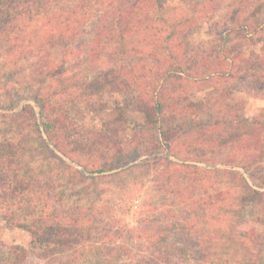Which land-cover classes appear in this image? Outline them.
<instances>
[{
  "label": "trees",
  "instance_id": "trees-1",
  "mask_svg": "<svg viewBox=\"0 0 264 264\" xmlns=\"http://www.w3.org/2000/svg\"><path fill=\"white\" fill-rule=\"evenodd\" d=\"M106 1L95 0L99 2L101 12L91 24L93 45L90 47L96 51L107 49L108 67L100 68L91 75L67 76L65 73L70 66L63 59L56 62L52 80L49 79L42 90L37 88L30 95H24L14 86L6 87L1 108L14 110L22 101L32 99L39 110L27 103L19 111L0 114L10 120L12 130L11 136L0 137V223L3 220L13 224L12 216L1 210V202H7L6 197L10 193L18 194L23 190L22 185H17L15 174L18 172L17 162L25 156L40 154L48 163L55 159V164L66 174V180L70 183L88 182L87 185L93 187L92 191H96V181L108 175L87 176L64 157L82 165L88 173L114 171L110 176L117 178L121 186L127 183L125 175L132 176L135 168L149 172L160 166L168 171V179L176 177L178 186L172 191L177 196L182 195L178 206H191L198 217L205 214L206 218L221 223L201 228L197 248L192 249L193 246L187 245L186 241H194L189 233L194 234L195 228L200 225L191 222L184 210L176 207L177 203H172L173 207L161 213L156 220L146 217L140 227H130L123 223L121 225L116 214L114 221L106 219V210L97 205L103 191L97 190L95 195H91L89 186L85 185L75 188L77 195L89 196L84 209L65 214L45 211L48 213L46 217L41 213L40 217L23 223L31 236L32 248L42 253L75 242V255L63 260L62 264H181L180 260L188 259L194 251L207 264H264V247L260 246L263 241L256 230L250 229L251 237L248 239L242 237L238 229L248 218L264 224V216L257 211L263 212L264 191L256 188L264 187V183L252 177L251 184L240 171L216 168V174L228 175L232 179V191L219 189L212 197L202 195L194 199L185 196L180 186L185 181L192 185L201 183L203 177L198 163L207 162L208 155L219 154L235 146L244 150L264 151V110L253 120L248 119L244 114V96L239 92H264V75L260 74L257 81L246 82L242 89H239L242 84H236L238 80L235 79L241 62L247 63L246 70L256 68L255 62L261 54L256 58L244 59L238 50L228 49L231 47L226 45L227 36L222 33L209 52H197L194 57H187L179 49L187 44L189 34L196 31L197 17L187 13H166L167 0ZM59 2L0 0V38L13 45L10 53L12 67L20 65L27 57V45L35 43L38 30L32 29L33 23L40 19L52 21L53 10ZM243 25L248 27V24H238L236 27ZM231 31L235 32L236 29L231 28ZM77 40L73 32L65 35L62 42L69 48ZM262 51L264 54V48ZM186 64L189 67H184ZM17 69L13 67L8 74L10 78L17 73ZM186 69L192 71L193 79L182 77ZM173 77L182 80L171 86ZM214 78L229 82L216 93H208L197 99L186 97L191 83L201 84ZM45 81L47 77L43 79ZM70 90H75L76 95L72 101H66L65 96L72 93ZM132 92L136 106L146 116L138 133L126 132L124 112L128 103L124 102L114 106L111 114L104 116L100 129L87 131L85 139L75 137L73 127H85L83 120L79 121L81 113H76L74 109L93 104L106 94ZM38 115L42 118V124L38 122ZM113 115L114 119L111 117ZM176 120L179 124L175 123ZM154 129L160 135V149L179 161L159 155L126 167L128 163L149 154L135 141L144 138L143 131L152 132ZM87 145H103L112 154L105 159L91 155L88 163L83 162L79 155L83 152V146ZM183 146H187L188 150L193 149V155H187ZM260 156L262 153L257 155L256 162ZM188 158L194 163H188ZM220 162L232 164L228 160ZM240 166L245 169L249 167L247 164ZM175 172H180V176H176ZM40 198H44L43 194ZM11 206L5 204L7 209ZM135 228H138L139 239L134 238L132 231ZM172 235L176 236L174 240ZM236 258L239 259L233 262ZM0 264H26L25 249L15 246L11 250H0Z\"/></svg>",
  "mask_w": 264,
  "mask_h": 264
},
{
  "label": "rangeland",
  "instance_id": "rangeland-1",
  "mask_svg": "<svg viewBox=\"0 0 264 264\" xmlns=\"http://www.w3.org/2000/svg\"><path fill=\"white\" fill-rule=\"evenodd\" d=\"M99 6V2L96 3L95 0H60L59 5L53 10L52 21L40 19L31 26L32 29L36 28L38 30L36 39L34 38L35 43L27 45V57L23 58L20 65H13L14 68L18 69L12 78L8 74L13 71L12 59L10 58L13 45L8 40L0 38V103L4 101L6 87L14 86L19 93L24 95H30L37 88L44 89L49 81L52 80L51 75L55 72L54 65L57 61L66 60V64L70 66L68 72L65 73L67 76L74 74L79 77L91 75L100 68L108 67L110 62L107 56V49L96 51V49L92 50L90 47L93 45L91 24L101 12L99 11ZM102 7L104 6L102 5ZM165 10L166 13H187L198 18L196 31L189 34L186 39L187 44L183 46V49H179L187 57H194L197 52H209L212 44L215 41H219L221 34L225 33L227 36L226 45L231 47L228 49L238 50V53L244 59L256 58V55L261 54V57L255 62L257 64L256 68L246 70V62L239 64L235 78L238 80L236 84H242L239 89H242L246 82L257 81L261 75H264V54L262 51L264 48V0H167ZM238 24H248V27L243 25L244 27L238 28L236 27ZM229 28H235L236 31L229 32ZM255 28L256 30H254ZM246 29L247 34H245ZM73 32H75V37L78 40L71 44L69 48H66L62 40H64L65 35ZM184 67L189 66L186 64ZM191 72L190 69H186V72L181 75L183 78L193 79ZM45 77H47V82H43ZM171 79V86L177 85L182 80V78L178 80L176 77ZM227 82L229 81L225 79L214 78L201 84L191 83L192 86L186 92V97L197 99L208 93H216V90L225 87ZM70 92L72 93L65 96L66 101H72L76 95L75 90H70ZM239 92L244 96L242 97L245 104L244 114L248 119L253 120L264 110V92L259 90L250 93ZM124 102L128 103L124 112V123L127 125L126 132L131 134L138 133L146 116L136 106V98L133 92L130 94L113 93L104 95L93 104H84L74 109L76 113H81L79 121L83 120L82 125L85 127L82 129L81 126H74L75 137L85 139L88 135H85L87 131L95 132V130L100 129L103 125L104 116L108 113L111 114L114 106H119ZM27 103L33 104L39 110L38 105L32 99H26L14 110L8 111L0 107V114H11L19 111ZM56 108L57 106H55ZM111 117L114 119V115ZM9 122L10 120L0 115V137L11 136L12 130H10ZM38 122L42 124L40 115H38ZM175 123L179 124L177 120ZM161 125L164 126L162 123ZM116 126L118 125L116 124ZM143 134L144 138L140 141H135V144L141 149L148 151L149 154H145L138 160L128 163L126 167L137 164L149 157L159 155L170 157L167 151L161 150L158 146L160 135L156 129L152 132L151 130L143 131ZM75 139L78 140V138ZM182 149L187 151V155H193V149L188 150L187 146H183ZM260 153H262V156L256 162V157ZM111 154L112 152L103 145H87L83 146V152L79 155V159L88 163L91 155H96L99 159H105ZM191 157L193 158V156ZM170 158L179 161V159L174 157ZM64 159L78 167L87 176L100 174L108 176L97 180L96 191H92L93 187L92 185H87L88 182L75 181L70 183L66 180V174L61 172L60 167L55 164V159H53L52 163H48L42 155L38 154L35 157L25 156L17 162L16 169L18 172L15 177L17 185H22L23 190L18 194L10 193L11 195L6 197L7 202H1V210L5 214L12 216L13 224L3 220L0 223V250H11L15 246L23 247L25 249L26 264H62L63 260L75 255L76 248L74 246L77 247L75 242L65 243L60 248L42 253L36 251L32 248L31 236L24 229L23 223H28L30 220L40 217L41 213L46 217L48 213L45 211L65 214L69 213V211L78 212L80 209H84L85 205L88 204L87 198L89 196L77 195L75 189L84 185L89 186L91 195H95L97 190L103 191L97 205L106 210V219L114 221V214H116L121 225L123 223L130 227H140L145 223L144 219L146 217L156 220L161 213L166 212L167 209L177 203L176 207L184 210L185 216L191 222H196L200 225V229L198 227L195 228L194 234L189 233V237L194 239V241H186L187 245L193 246L192 249L198 247L197 241L201 235L202 227L211 224H213L212 226L221 224L212 218H206L205 214L198 217L195 209L191 206L184 204L178 206L182 195L177 196L172 191L178 186L176 185V177L168 179V171L160 166L150 169L149 172H144L142 168H135L132 176L125 175L127 183L125 186H121L117 178L110 176L114 171L88 173L82 165H78V163L65 157ZM222 160L231 161L232 164H223L220 162ZM187 162L194 163L191 159L187 160ZM243 164L249 165L248 169L240 166ZM198 165L201 167L203 177L200 181L201 183H194L197 186L186 181L180 183L185 196L189 198L196 199L202 195L212 197L219 189L226 191L234 189L231 184L232 179L228 175L216 174V168L240 171L251 184H253L252 177L264 183V151L261 150H244L235 146L222 153L208 155L207 162L198 163ZM174 174L180 176V172H175ZM256 188L264 191V187L257 186ZM41 194H43L45 202L40 198ZM5 204L12 206L7 209ZM257 211L258 214L264 216V209L263 212ZM248 219L246 223L238 226L240 235L249 239L251 237L250 229L254 228L259 239L263 241L260 246L264 247V224L255 219H253L254 221L250 220L251 218ZM137 229L135 228L132 231L135 239H139ZM171 237L174 240L176 236L172 235ZM181 241L183 242V240ZM237 259L239 258L233 259V262ZM180 261L181 264H207L198 258L195 251L190 254L188 259L185 258Z\"/></svg>",
  "mask_w": 264,
  "mask_h": 264
}]
</instances>
